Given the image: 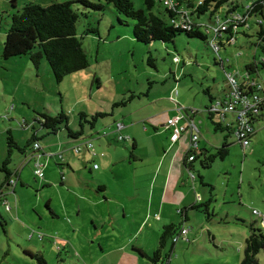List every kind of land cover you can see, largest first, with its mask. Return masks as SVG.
<instances>
[{"label":"rangeland","instance_id":"rangeland-1","mask_svg":"<svg viewBox=\"0 0 264 264\" xmlns=\"http://www.w3.org/2000/svg\"><path fill=\"white\" fill-rule=\"evenodd\" d=\"M64 1L71 0H0V165L8 157L10 170L16 169L20 162L25 163L33 155L32 145L26 147L32 133H36L39 138L40 151L37 153L53 155L51 158L40 156L38 159L42 166L45 165V184L31 175L25 185L21 186V178L17 183L16 193H8L5 200H0V221H4L3 225L0 224V264H38L36 257H31L35 254L40 255L46 264H223L225 256H228L231 264H237L236 259L242 257L244 240L249 235V225L253 224L264 234V120L255 123V133L249 145L241 148L230 131H215L207 114L197 115L196 120H201L198 123L201 132L220 139V146L228 135V154L222 160H214L206 169L202 168L199 161L194 162L191 171L196 179L195 191L203 197L201 204L211 199L208 204L210 216L188 210V220L182 222L174 209L169 211L174 225L183 223L185 229L189 230L186 236L189 242H186L185 236L180 237L174 245L169 239L160 250L157 261L139 256L132 248L151 258L152 253L158 249L164 225V222L154 221L153 216L157 208L158 193H153L151 207L145 214L142 204L147 203V191L146 186L141 188L138 192L140 200L135 202L136 208L126 210L127 215L123 219L118 201H129L127 195L130 193L133 177L130 174L133 168L125 166V181L114 178L113 175L106 178V194L112 197V202L93 208L86 207L80 202V195L88 197L85 190L89 188L91 194H95L96 185L93 183V173H89L88 166L82 168L79 157H76L79 170L74 172L75 180L69 185L71 188L68 189L66 184L60 186V172L63 171L66 176L68 171L61 170L62 167L57 165L60 164L58 153L61 151L58 145L61 143L64 147L75 145L76 142L69 141L63 127L56 134L49 135L35 120L40 113L56 115L64 112L68 116L69 127L77 131L78 113H107L109 116L98 120L97 127H100L113 123L129 112L141 110L159 93L164 95L165 89L170 91L173 87L178 89L176 101L182 108L203 111L209 103L206 91L214 99L222 98L228 87V75L238 81L243 77L244 66L254 54L264 57L260 49L254 46L255 29L250 31L252 37L237 36L233 44L218 51L206 45V42L188 38L185 34L175 38L174 48L172 44L155 43L148 46L133 38L131 22H118V19L127 20L112 6H107L101 13H94L81 10V7L75 5L79 8V14L85 13L81 17L83 20L78 21L77 34L81 35L86 29L83 26L87 25L96 27L99 32L98 36L91 34L82 41L90 61L88 69L67 75L57 83L45 59L35 68L27 56L2 58L3 43L12 14L29 2L46 7L51 3ZM131 1L136 9L145 7L144 0ZM250 1L229 0L240 8ZM201 20L207 21L208 14L202 16ZM173 56H177L180 62L173 61ZM148 58L152 59L151 63L147 62ZM257 77L263 81L264 71L254 76ZM132 95L134 97L131 98ZM123 101L124 105L115 106ZM158 104L160 112L161 106H176L166 100H159ZM22 119L27 124L23 128L19 124ZM123 120L127 121L122 118ZM214 120L219 121L216 117ZM7 130L11 132L17 146L25 148L24 153L12 147L9 154ZM91 131L85 127L84 137L89 136ZM122 135L126 133L123 132ZM155 136L157 139L154 141L161 142L162 136ZM152 141L149 138L140 140L142 146L139 151L147 153ZM115 144L118 145L117 148L126 144L131 150L128 142ZM115 144L112 146L115 147ZM69 154L74 156L70 151ZM128 154L127 151L126 156ZM63 155L65 160L68 156ZM35 159L27 161V164L23 163L24 173L29 169L32 174ZM48 173L53 180H49ZM69 174L71 178L73 174ZM198 175L202 177L204 185ZM2 179L3 173L0 171V184ZM101 195L99 194V198L102 200ZM48 199L52 209L58 213L63 212L60 219L54 220L46 210L49 209ZM4 201L8 202L10 213L7 208V212L5 211ZM188 203L183 207L192 205V201ZM64 209L69 214H64ZM107 210L115 212L112 213L117 221L110 227L106 225L102 228L97 222L101 233L100 236H95V230L89 221L92 216L95 219L98 215L103 218ZM252 210H255L254 214ZM146 215L147 224L136 231L135 223ZM40 216L43 218L40 219ZM72 221L76 223L73 224ZM133 235L131 244L124 250L121 245ZM100 245L105 253L103 256ZM171 248L172 252L169 254ZM167 254L169 258L166 261ZM258 258L260 264H264L263 257L259 255Z\"/></svg>","mask_w":264,"mask_h":264},{"label":"trees","instance_id":"trees-1","mask_svg":"<svg viewBox=\"0 0 264 264\" xmlns=\"http://www.w3.org/2000/svg\"><path fill=\"white\" fill-rule=\"evenodd\" d=\"M167 1L168 4H164L163 0H144L145 7L139 9L134 8L131 0H71L61 3H51L46 7L33 2L26 3L20 11L10 16V26L3 43L2 58L10 59L27 56L35 68L39 67L42 59H45L57 83H60L67 75L88 69L90 61L83 49L82 41L91 34L98 36L99 32L96 27L87 25L83 26L86 29L82 31L81 35L77 34L78 21L83 20L81 17L85 16V13L79 14V8H76L75 5L81 7V10L94 13H101L107 6H112L119 15L127 20L122 21L118 19V22L124 24L131 22L133 38L137 42L148 46L155 43L162 45L172 44L174 48L175 38L180 34H185L188 38H197L206 42V45L218 51L220 48H225L232 44L231 39L235 42L237 36L252 37L250 36V31L254 28V37L256 39L254 46L260 49L261 54H264V0H251L241 8L238 4L231 3L229 0ZM240 9L241 11H239ZM206 14H208V20L202 21L201 17ZM183 25L187 26V28H184ZM221 26H225V28L221 29ZM173 61L176 63L180 62L177 56H173ZM147 62L151 63L152 59L148 58ZM260 71H264V57L260 54L257 57L254 54L251 60L244 66L245 77L241 82L238 80L239 87L245 88L246 93L249 94L255 92L264 93V80L262 81L258 77L254 78ZM97 82L99 83L98 80ZM259 85L262 86L261 89H257ZM228 91L229 86L225 95L217 99H214L209 94V91H206L205 93L208 95L210 104L206 105L204 110L215 131H231L232 135L234 115L227 113L222 118L221 114L209 112V107L215 101L224 102L226 96H228ZM132 97L134 96L132 95ZM124 104L125 102L123 101L115 104V106ZM107 116H109L107 113L102 112H96L92 115L80 112L78 113L79 130L77 131L69 127L68 116L64 112H59L56 115L40 113L38 115L39 118L35 121L49 135L56 134L63 127L67 132L69 140H78L72 146L71 152L75 155H79L85 151L88 152L91 158L92 169H97L98 164H94L92 160L94 161L97 158L103 157L104 153L96 151L93 141L84 137V128L93 130L98 120ZM215 117L219 121H215ZM226 117L231 118L230 120H226ZM260 120H264V111H261L256 116V120H252L251 122L253 133L250 136V141L255 133L254 125ZM6 134L10 147L8 150L9 154L12 147L24 153L25 148L17 146L11 132L7 130ZM119 137H121L120 141L127 139L124 135H119ZM227 138L228 135L225 136L224 142L216 149L214 154H203L201 151H198L190 164L193 165L194 162L199 161L203 168H209L211 163L217 158L224 159L228 154ZM83 142H90L93 150L84 145ZM35 143L40 146L37 134L32 133L26 147L33 146ZM77 146H79L80 150L75 153L74 149ZM191 154L195 155L193 152ZM58 158L60 160L59 165L63 164L62 156L58 154ZM9 163L10 158L8 157L0 165V171L3 173L0 189H7L10 187V180L18 177L17 169L10 170L8 168ZM198 177L201 184L204 185L202 177L200 175ZM210 189L212 190L211 187ZM210 202L211 199L209 198L206 203L192 204L177 213L184 221L188 220V210H195L210 216L208 212V204ZM0 224L3 225L4 221H0ZM180 229L181 225L174 224L167 225L162 229L158 249L152 253V258L143 254L138 249L132 248V250H135L136 254L141 257L157 261L160 258V250L165 247L169 239L172 240L178 235L177 232ZM172 243L174 245L175 242ZM171 252L172 248L169 254ZM259 255L264 260V234L251 224L249 225V235L244 240L240 264H260ZM31 257H36L38 264H46L38 254L31 255ZM165 258L167 261L169 255L167 254Z\"/></svg>","mask_w":264,"mask_h":264},{"label":"crops","instance_id":"crops-1","mask_svg":"<svg viewBox=\"0 0 264 264\" xmlns=\"http://www.w3.org/2000/svg\"><path fill=\"white\" fill-rule=\"evenodd\" d=\"M242 76L243 77L239 78L240 82L245 77L244 72ZM174 95H176L177 97ZM223 95H225V93ZM177 98H178V89L176 87H173L170 91H167L165 89L164 95L159 93V96H156L154 100H151L152 102L146 104V106H143L141 110L129 112V114L124 115L123 117H121L116 121L114 120L113 123L110 124L109 123L103 124L100 127H97L96 124L95 128L91 131V134L86 138L91 139L93 142H95L94 145L96 151L104 153L103 157L97 158L94 161L92 160L94 164H98L97 169H92V163L90 160L91 158L88 152L84 150L85 152L79 155H75L71 152V148L73 145H68L63 147L62 144L59 143L58 148L59 149L61 148V151L58 154L62 156L63 164L61 165L57 164V165L62 167L60 168L61 170L65 169L68 171L66 176L63 173V171L60 172V177H63L61 178L60 186L66 184V187L68 189L71 188L69 185L73 179L75 180L74 172L79 170L77 169L79 167L78 166L79 163L76 161V157H79L81 160L80 163L82 168H87L88 166L89 173L91 174L93 173L92 175L93 183L96 185L95 194H91L92 192L91 189L89 188L85 190V194H88V197L80 195L79 198L80 202L84 203L88 208L91 207L93 208L94 206L96 207L103 203L108 204L112 202L113 200L112 197H108L106 194L108 188L106 185L107 184L106 178L107 176L113 175L114 178H120L121 180H124L123 176H125L124 175L125 166L131 169L133 168V171H131L130 173L133 177H131L130 193L129 194L127 193L128 194L127 198L129 201L125 203H121L118 201L119 205L121 204L122 214L124 217L123 219H125V216L127 215L126 210L129 209L130 211H132L134 208H136L135 202L137 200H140V195L138 194V192L140 191L141 188L145 186L147 191L146 194L147 203H144V205L142 204L143 206L142 210L145 211V214L148 213V208L151 207V198L153 196V193L156 191L158 193V202H157L156 211H154L153 216H154V221H157L159 223L164 222L163 228L167 225L173 224V221H171L169 215V211H171L172 209H174L176 214L178 215L177 212L185 208L183 206L189 204L188 202L190 201H192V204H201L203 197L198 192L195 191L196 179L195 178L191 179L188 174V170L190 169L192 170L193 165L187 163L185 158L189 146L190 127L184 133H182L179 136V138L174 142L170 140L171 130L167 127V121L173 118L174 116H177L179 110L182 108L177 103L176 101ZM159 100H166V102L172 103L173 105L176 106L174 108L172 106H166L165 108L161 106L162 111L160 112L158 111V108L160 107L158 104ZM209 104L210 101L206 105L208 106ZM204 108L203 111H198V112L195 109L197 113L193 115L187 112L186 118L182 121V124L186 126L193 124L195 129L191 128V132L196 133L199 137L198 139L199 151H201L203 154H213L215 150L220 146V141H219L220 139L217 140L215 138H212L210 135L205 134L203 131L201 132V129L198 127V123L201 122V120L198 121L196 120L199 114H204V113L206 114ZM148 109L149 111H147ZM154 109L156 110L153 112ZM122 118L126 119L127 121L125 120L122 121ZM230 118L228 119L230 120ZM123 132L126 133V135L124 136H126L127 139L120 141L118 140V138L119 135H122ZM151 132H153V134ZM156 134L162 136L161 142H159L158 140L154 141V139L155 140L157 139L155 136ZM230 135H231V131H230ZM143 138H149L153 140L152 143L150 144L149 151H147V153H141L139 151V148L142 146L140 140H142ZM204 138H206V141ZM69 141L73 143L75 141L78 142V140H74V139ZM115 141L117 143L119 142L130 143L131 150L126 146V144L122 145L120 148H117L118 145L115 144L116 143ZM112 144H115L116 148L112 146ZM68 151H70L74 156H72L71 154H69L70 155L69 156ZM127 151L129 152L128 156H126ZM40 153L41 156H46L47 158H51L53 156V155H44L42 154V152ZM63 154H66L68 156L65 160ZM27 161H30V158L29 160L27 159L25 163L20 162L19 165L16 167L18 171V177L14 178L15 180L14 186L8 187L7 189L5 188L0 189V200H2V198H4L5 200V197L8 195V193L11 194L16 193L17 183L21 180V178H22L21 186L25 185L27 179L31 177V175H33L35 179H39L43 181V183L45 184L44 180L45 178H47L46 175H44L43 178H37L34 175V170L32 171L31 174V171L29 169L26 173H24L23 171L25 167L24 164H27ZM47 162H49V160ZM126 162L128 163L127 165ZM94 171L96 172L94 173ZM69 173L73 174L71 178L69 177L70 175ZM48 176L50 181L53 180L50 173H48ZM187 187L189 188V190ZM99 194L100 195L102 194L101 195L102 200L99 198ZM6 202L7 201L3 202L5 211L7 212L6 210L7 208L9 209L8 212L10 213L11 210L7 205L8 202L7 203ZM47 206L49 209L46 210L49 212V214L54 220H58L61 218V214L63 212L58 213L55 209H52L50 199H48L47 201ZM15 208L17 211L18 206L16 205ZM64 212H65L64 214H69L65 209ZM112 212L114 211L107 210L103 218L100 215L97 216L98 217L97 219H95L94 216H92L89 222L93 225V230H95V236H100L101 233L99 227L97 226V222H99L100 228L106 225L107 227H110L116 223L117 219L115 220L114 217L115 212L114 213ZM78 214H80V211L78 212ZM39 218L42 219L43 217L40 216ZM146 219H147V215L145 216L144 219L139 220L137 223H135L136 231L140 230L142 226H145L147 224ZM182 222H186V221L182 220ZM72 223L75 224L76 222L72 221ZM181 229H185L183 223H181ZM188 232L189 230H187L186 234L184 235L185 237L188 235ZM135 234L136 233H134V235ZM134 235L132 237H128L125 240V243L121 245V247L124 250L125 247L131 244V240L134 237ZM178 240L176 242H178ZM185 240L186 242H189L188 237H186ZM100 251L102 253V256L105 255L103 247L101 245H100ZM227 257L228 256L223 257L224 258L223 264H231L230 259ZM241 258L242 257L239 256L236 259L237 264H240Z\"/></svg>","mask_w":264,"mask_h":264},{"label":"built area","instance_id":"built-area-1","mask_svg":"<svg viewBox=\"0 0 264 264\" xmlns=\"http://www.w3.org/2000/svg\"><path fill=\"white\" fill-rule=\"evenodd\" d=\"M164 4H168L167 0H163ZM238 18V17H236ZM184 28H187V26L183 25ZM225 26H221V29H224ZM231 43L233 44V39H231ZM229 91L228 96H226L224 102L221 101H215L211 106L209 107V112H214L221 114V117L223 118L224 114L231 113L234 115V125L232 130V136L235 138L236 142L241 146V148H246L250 143V136L253 133V128L251 126L252 120H256V116L261 112L264 111V93H246L245 88H240L238 85V81L232 76H227ZM254 84V83H252ZM262 86H257V89H261ZM195 114L196 110L190 108L189 110L181 108L178 112L177 116H174L173 118L169 119L167 121V127L171 130V136L170 140L172 142L176 141L179 136L184 133L187 129L190 127V137H189V146L186 152V162L191 163L196 153L199 151L198 147V135L196 133L191 132V128L195 129L193 124H190L188 126L183 125L182 121L186 118V114ZM20 127H26V121L25 119H22L20 122ZM121 137L118 138L120 140ZM84 145H87L88 148L93 150V146L90 142H83ZM33 149V155L30 157V160L33 158H36L34 161V175L37 178H43L44 172H43V166L38 161L41 154H38L37 152L40 151V146L35 143L32 146ZM79 146H77L74 149V152L77 153L79 151ZM195 153L191 154V153ZM188 154V155H187ZM29 160V159H28ZM96 168V166H94ZM188 174L191 179H194V175L190 170H188ZM15 180H10V187L14 186ZM252 213H255V210H252ZM263 222V221H262ZM187 230L181 229L180 233L177 237L172 239V242H176L179 237H182L186 234Z\"/></svg>","mask_w":264,"mask_h":264}]
</instances>
